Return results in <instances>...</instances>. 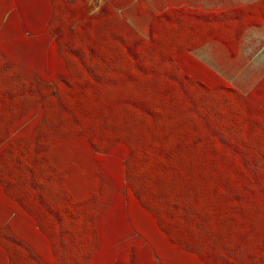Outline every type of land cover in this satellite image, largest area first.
<instances>
[{"label":"trees","instance_id":"16d2710c","mask_svg":"<svg viewBox=\"0 0 264 264\" xmlns=\"http://www.w3.org/2000/svg\"><path fill=\"white\" fill-rule=\"evenodd\" d=\"M263 26L264 0H0V264H264V79L194 55Z\"/></svg>","mask_w":264,"mask_h":264},{"label":"crops","instance_id":"0c3cea01","mask_svg":"<svg viewBox=\"0 0 264 264\" xmlns=\"http://www.w3.org/2000/svg\"><path fill=\"white\" fill-rule=\"evenodd\" d=\"M147 7L154 12H160L171 6L189 5L195 8L204 10H220L231 7L237 4H245L254 1L244 2L243 0H204L201 4L197 0H142ZM138 3L131 5L127 9L122 11V14L127 20L145 37L149 33V16H140L138 10ZM132 18V19H131ZM134 20V21H133ZM257 31L260 36L264 37V26L262 28L251 29L247 32L246 36L250 32ZM245 36V38H246ZM244 38L240 53L237 57L232 58L228 52L217 43H211L203 48L199 49L194 55L202 60L205 64L215 70L219 75L228 80L241 92L247 94L254 89L264 79V57L257 59V62L252 66L244 63V56H247L250 47H255L253 44L254 40L250 43ZM247 47V48H246ZM224 49V50H223ZM200 53L203 56L196 55ZM259 55H264V47L259 51ZM236 61L235 63H233ZM235 74L236 76H242L237 84H234L230 79V76Z\"/></svg>","mask_w":264,"mask_h":264},{"label":"rangeland","instance_id":"374dc122","mask_svg":"<svg viewBox=\"0 0 264 264\" xmlns=\"http://www.w3.org/2000/svg\"><path fill=\"white\" fill-rule=\"evenodd\" d=\"M92 3L95 4V6H98L101 4L102 0H91ZM199 3L203 4L204 0H197ZM244 2H250V1H254V0H243ZM132 19V18H131ZM134 21V20H133ZM248 42H253V44L255 45V47H250V51L246 52L248 53L247 56H244V63L248 64L249 66H252L253 64H257L259 62H257V59H259L260 57H264V55H259V51L264 47V37L260 36V34L257 31H252L250 32L246 38H245ZM247 48V47H246ZM224 50V49H223ZM196 55L200 56L201 58H203L202 55H200V53H196ZM236 61H234L233 63H235ZM242 76H236L235 74H232L230 76V79L233 81L234 84H237V82L239 81V79H242ZM236 88H239L235 85ZM240 89V88H239Z\"/></svg>","mask_w":264,"mask_h":264}]
</instances>
